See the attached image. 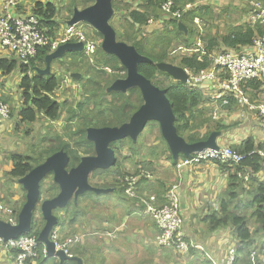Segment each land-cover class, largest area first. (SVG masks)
<instances>
[{
	"label": "trees",
	"instance_id": "16d2710c",
	"mask_svg": "<svg viewBox=\"0 0 264 264\" xmlns=\"http://www.w3.org/2000/svg\"><path fill=\"white\" fill-rule=\"evenodd\" d=\"M139 4L138 8L132 9L129 5L124 4L125 7L119 8H126L127 14L126 21L130 22L132 27L138 28L141 31V28L148 24L150 18L160 17L162 14L161 9V0H136ZM196 0H176V7L183 8L187 3H195ZM264 6V4H262ZM123 6V5H122ZM114 7H117L114 4ZM131 8V9H130ZM205 8L202 6H195L190 10H187L184 13L182 21L187 24L188 33L186 34L184 31L179 29L178 20H170L166 19L164 22H167L168 33L167 34H160L156 38L150 40L152 46L149 45L148 41H141L136 38V34L134 31H129L123 33L117 30L118 39L125 40V42H129L137 47L138 51L146 56H149L154 60L153 63L144 62L139 65V71L144 74L147 78L151 79L154 84L160 86L161 88L167 89V93L171 99L172 106L174 112L177 116L176 119V126L178 128V132L180 135L185 137L188 142H197L201 140H205L214 130H223L228 126L220 124V122L216 121L211 126V129L205 133H196L195 129L202 128L205 126L207 122L205 120H201L198 124H191V120L194 119L196 121L200 120L196 115L201 116L202 118V110H199L198 107L201 105L204 100L205 96L203 93L197 89L196 87H191L188 84H184L182 82L177 81L176 83H172L166 87L163 85L155 82V79L158 77L161 71L158 70L156 63L162 61H168V48L172 44L174 40L180 41L179 44H188L187 46L190 47L191 40L193 37L199 36V31L194 29V19L195 17H203V10ZM252 10V8H251ZM250 10V12H251ZM70 11L73 13V8H70ZM33 13L40 19L41 27L45 29L47 36L51 39L57 38L56 31L59 29V8L53 2H43L38 1L34 5ZM163 20L162 18H160ZM123 27V25H122ZM258 31V30H257ZM260 34H263L264 30L259 29ZM258 31V32H259ZM204 32V31H203ZM201 32V39L204 42L206 37ZM102 36L100 33H98ZM122 36V37H121ZM256 36V31L252 28H247L244 30V27H231L229 30L225 32V34H218V37L214 39V37L209 34L207 35L208 39V46H205L206 54H202L201 52L187 54L181 56L180 60H178V65H181L185 68L191 70H200L203 68H207L210 65L209 55L213 51H222L221 48L230 47V48H237L241 45H251L253 44V40ZM146 37V36H145ZM166 41V42H165ZM156 43L157 45H161L160 48H155ZM205 43V42H204ZM102 50V49H101ZM50 51L49 47H41L39 53L35 59L31 61L29 65L23 64L17 59H1L0 60V70H3L5 73H12L13 71L20 69L22 70L23 77L20 81L19 88L21 90V95L23 97L22 105L19 107L18 116L20 117L21 123H35L37 122L41 116L57 121L61 118L63 107L68 105L67 101L61 103L58 101L54 96L55 93L61 88V81L59 78L53 73L48 76L45 75H38L36 72L31 71L32 66H40L44 67L46 65L45 57ZM101 53L104 55L101 61H97L98 64H91L88 66L85 62V53L82 52H69V58L72 59V66L74 67L73 70L80 71L78 68H82L85 71L82 73L81 79L76 80H83L84 76L89 78L85 80L83 83V90L81 96L84 97V101L80 102L74 110V114L77 113L78 110L84 111L86 108H91L90 105H95L98 107L97 110H92L89 113H84L81 117L80 127L74 132L77 135V141L74 144H71L68 141H61L60 144L56 147H43L40 151V156H44L42 161L37 160L36 158H32L28 155L23 154H14L11 158L13 160V168L8 172V175L17 180L20 177L24 176L28 173L31 169L35 166L42 163L46 157L49 155L61 150L65 149L71 156V165H77L82 156L90 155L95 152L94 144L87 140V129L89 127H105V126H117L127 122L132 114L141 106L143 103L142 96L137 88H134L130 91L129 96L122 95L124 99H113L108 100L107 96L108 92L106 89L112 84L116 79L120 77V75L112 76L109 80L106 79L107 70L106 68H99V64L104 61H111L114 60L115 64L113 66H107L111 68L113 71H126V69L117 61L116 57L110 54H106L103 51ZM77 54L75 57L74 55ZM105 59V60H104ZM168 75V74H167ZM75 79V78H74ZM262 78L250 80L247 84L251 85L254 89H258L262 86ZM138 96L137 100L140 101V105L136 103L134 96ZM106 98V99H104ZM82 99V98H81ZM232 100L231 104L233 103ZM236 102V101H235ZM231 105H229L230 107ZM226 107V106H225ZM69 109V108H68ZM70 110V109H69ZM73 111V109H71ZM70 110V111H71ZM86 111V110H85ZM95 112V114H93ZM134 146V143L132 142ZM133 146H131L133 148ZM236 151L245 155V158L238 164L233 163H223V167L225 168H234V171L230 175V190H229V200H225L222 204V214L214 213L207 217V222L211 224L213 228L218 227H227L232 225L234 227V236L238 241V245L233 246L236 249V256L234 264H264V247L260 250V254L258 253L257 262L255 259V255L253 256L252 253L255 250H252L253 245H255V237L253 236L252 228L250 227V220L253 219L259 227L264 230V179H261L259 176L254 174H258L261 169L263 168L264 156L259 153H252L255 149H261L264 151V142L256 143L253 138H249L246 142L240 147L236 146L233 147ZM119 158L117 159L116 163L108 170H104L103 172H95V175L100 174L101 176H112L114 177L113 183L109 182L106 183L110 186L117 187L118 191L122 194V196L127 197V189L130 186L129 180H127L130 172H128L125 168V162H123L122 154L118 152L117 155ZM148 156L151 158H155L156 156L159 157L160 152L157 151L156 148L152 149ZM172 157V156H171ZM186 159L187 157L181 156L179 159ZM172 159H174L172 157ZM37 161V163H33ZM148 161H141L139 164L141 165L139 170H136L138 176L137 183H136V192L138 196L133 198L135 201H139L142 199L143 186L147 184L150 176V172H142L146 169H153ZM178 160H175L174 163H177ZM221 163V162H220ZM249 168L252 171L254 176H251L250 180L248 181L247 185L243 179L239 176L240 172H245ZM148 171V170H147ZM103 176V177H104ZM118 177L122 178L118 179ZM104 179V178H103ZM101 181L99 184H102ZM56 186V184H54ZM164 186V185H163ZM243 190V194L246 195L244 198V202L246 203L245 207L240 210H231L230 207L232 205L233 200L238 199L239 194L234 191L236 187H239ZM165 188V186H164ZM171 189L168 188L167 192ZM166 189H164L165 191ZM44 190H42L43 195ZM162 193V192H161ZM165 193V192H164ZM165 194V195H166ZM131 197V195H129ZM156 196V195H155ZM158 196L161 195L158 193ZM86 197V196H85ZM157 197V196H156ZM84 200V196H83ZM82 199L79 200L78 205L75 207V212L72 216V220L76 221L77 213L76 211H81V202ZM251 200V201H250ZM158 201V200H157ZM250 201V203H249ZM163 202V201H162ZM166 202V196H164V203ZM160 205V204H159ZM235 206V205H234ZM16 212H18L15 209ZM154 219V218H153ZM160 233V228L158 226L157 221L154 219ZM45 221L43 218L39 220V218L35 217L33 221V230L32 232L39 235L41 229L43 228ZM66 225L63 222L55 227L59 228V242L64 243L67 241L71 236H73V232L75 229H71L64 234L66 231ZM54 228V229H55ZM184 229V227H183ZM185 231V230H184ZM72 233V235H70ZM158 233V234H159ZM186 233V232H185ZM157 234V235H158ZM187 234V233H186ZM68 235V236H67ZM76 235V234H75ZM188 236V235H187ZM157 237V236H156ZM189 241H193L187 237ZM82 241L73 243L72 245L68 246V250L71 254L76 255V252L82 250L81 246ZM154 244H156L157 248H168L166 246L157 245L156 238L154 239ZM197 244V243H195ZM150 248V247H149ZM147 248V249H149ZM232 248V247H231ZM44 246L40 245L38 261L39 264H59V260L54 257H48L43 252ZM175 249V248H173ZM177 250V249H175ZM193 250H198L196 247L191 248L189 253ZM230 250V249H229ZM228 250V252H229ZM256 252V251H255ZM82 257V252H79ZM228 254V253H227ZM207 257V256H206ZM208 258V257H207ZM209 259H212L211 255ZM84 260V258H83ZM86 261V259H85ZM99 264H109L107 263L106 258L99 261ZM121 264H146L144 261H127L126 259L122 258L120 261ZM85 263V262H84ZM65 264H77L75 261H68ZM153 264V263H149Z\"/></svg>",
	"mask_w": 264,
	"mask_h": 264
},
{
	"label": "rangeland",
	"instance_id": "374dc122",
	"mask_svg": "<svg viewBox=\"0 0 264 264\" xmlns=\"http://www.w3.org/2000/svg\"><path fill=\"white\" fill-rule=\"evenodd\" d=\"M54 3H56V6L59 8V15H58V20H65L64 17V11L69 13L70 16V8H74L75 6L79 8H85L93 3L91 0H50ZM113 3L117 7L116 13L111 21L112 25L116 29V31H121L123 33L129 32V31H134L136 34V38L141 40V41H148L149 45L152 46L150 43V40L156 38L160 34H167L168 33V28H167V22H164V20L168 19L162 12L160 17H155L150 18L148 24L143 26L141 28V31L138 30V28H134L131 26L130 22L126 21V16L124 17V14L126 15V8H119L125 7L124 4L129 5L132 9L138 8L139 4L136 2V0H113ZM123 5V6H122ZM68 8V9H67ZM130 8V9H131ZM239 8L240 4H239ZM69 10V11H68ZM233 17L236 18L235 13L234 16H226L225 20L229 22H233ZM67 18V16H66ZM162 18L163 20H161ZM237 19V18H236ZM84 23V22H82ZM123 25V27H122ZM84 29L87 31L88 35L92 38L95 39L98 42V47L96 50V53L94 55H87L85 54V62L88 66L91 64H98L97 61H101L103 59V54L101 53V44L103 41V37L98 34L96 29H94L92 26H90L87 23L83 24ZM194 29H197V25L194 22ZM204 30V26H203ZM226 31L222 32V34H225ZM146 36V37H145ZM122 37V36H121ZM120 40H122L120 38ZM125 41V40H122ZM166 42V41H165ZM180 41L174 40L172 44L169 46L167 52H168V61L172 63H178V60L181 58V53H176L172 54V50L176 48V46L180 45ZM129 43V42H128ZM155 44V48H160L161 45ZM104 52V51H103ZM105 53V52H104ZM77 54L74 55V57ZM117 59V58H116ZM64 60V62H54L52 66V71L53 73L55 72L56 76L59 78L61 81V88L55 93V98L60 101L61 103H64V101H67L68 105L67 107H63V112L61 115V118L57 121H50L46 119L45 117L41 116L40 119L35 122L33 125H30L28 123H22L19 122L18 129L16 128V119H17V114H18V108L20 107V104L22 103V97H21V91L15 87L12 86L11 84L17 79V83H19L22 80L23 74L19 69L15 70L12 72L11 75L8 76H2L0 77H5L0 78V97L3 96V98H6L8 102L11 105V114L10 117L7 119L8 122H11L12 120V126H10L9 131H5L4 134L0 135V198L3 200L5 204L10 205L14 209H16L19 214L23 204L26 201V190L23 188V186L18 182V179L15 180L11 178L8 175V171L12 168L13 166V161L11 160L12 156L14 154H24L31 156L32 158H36L39 161H42L44 159V156H40V151L43 149V147H50V146H58L60 142L63 141H68L71 144H74V142L77 139V136L75 135V131L80 127L79 123L81 121V117L84 113H89L94 109L97 110L98 107L96 106L98 103L95 105H90L91 108H86L84 111L78 110L76 114L73 115L75 108L79 106L78 104L80 102L84 101V97L81 96L82 90H83V83L85 80H88L87 76L83 77V80H74L68 73L63 72L69 69L70 65L72 64V59H70L68 56L65 58L61 59ZM105 60V59H104ZM118 62L119 59H117ZM115 64V61L111 59V61L107 62L104 61L101 64H99V68H106L107 66H113ZM69 65V66H68ZM178 65V64H177ZM72 69L74 67L71 65ZM79 69L80 72H84L85 70L82 68H76ZM108 70V68H106ZM52 73V74H53ZM60 73V74H58ZM63 74V75H62ZM115 75H120L122 77L126 76V72L121 71H115V72H108L107 75L105 76L107 80H109L112 76ZM65 78L72 79V83H75L77 86L74 88L72 87H67ZM109 78V79H108ZM155 82L163 85L164 87L176 83L177 81L171 77L170 75H167L166 73H160L158 77L155 79ZM139 90V89H138ZM108 91V88L106 89V92ZM140 92V91H138ZM109 93V92H108ZM123 93V92H122ZM120 93H110L107 96L108 100H113L115 98H121V101L124 99L119 95ZM141 94V93H140ZM264 96V95H263ZM138 96L134 97V100L136 101L137 104L140 105V101L137 100ZM82 98V99H81ZM263 99V97L261 96ZM106 99V98H104ZM73 109V111L69 109ZM225 108H222V111ZM211 110H213V106L210 103L206 104V107L203 110V116L196 115L200 120L196 121L194 119L191 120V124H198L201 120H205L207 123L204 124L202 128H197L195 129L196 133H206L211 129V124L210 122L219 121L215 120L211 116ZM95 114V112L93 113ZM254 114L248 113L247 111H244L243 117L239 119V121L236 122L237 125L239 124H244L245 120H248L250 116H253ZM5 122V121H4ZM3 122V123H4ZM1 123L0 126L3 124ZM154 144H160V148L154 146ZM132 141L130 139H127L123 142L122 145L119 146V151L122 153V161L125 162V168L128 172H130V175L134 176H128L127 178H137L136 176L137 172L136 170H139L140 165L139 162L141 161H146L148 160V152L154 148L159 151L160 149H165L167 148V143L164 140L162 133H161V128L160 124L158 122H150L147 126L146 131L139 137L138 142L131 147ZM229 146V145H227ZM169 147V146H168ZM146 155V156H145ZM153 159V158H150ZM166 161V156H161L159 159H156L154 166L157 164H160L161 160ZM208 162V161H205ZM33 163H37V161L33 160ZM148 163V162H147ZM150 163V162H149ZM152 164V163H150ZM148 170V171H147ZM142 172H153V175L156 177L160 174L159 170H156L154 167L153 169H146L143 170ZM150 174V173H149ZM114 177L108 176L105 178V181L113 183ZM119 179V177H118ZM171 179H168L166 182H169ZM53 176H48L45 181L42 183V190H44V193L42 195L43 200L44 199H49L51 196L56 195L58 193V188L55 186L53 183ZM176 181H170V185L174 184ZM169 185V186H170ZM175 185V184H174ZM172 185L171 188L174 186ZM105 186H110L106 184ZM178 187V185H177ZM169 187H166L165 189L168 190ZM179 188V187H178ZM60 191V189H59ZM114 192H108L107 195H96L93 194V197H89L90 194H87V198L84 197V203L81 202V206H85L88 208V213L86 217H81L79 216L78 222L81 226V233L87 235L86 238L83 239L82 243H84L88 238L89 242L91 243L92 238L97 241V245L100 247H105L103 251L98 252V256L96 259H99V261L103 258V256H106L109 264H121V259L124 258L127 261H144L146 264L153 263V264H164L163 263V258L165 256H169L174 260V257H183L185 256L186 253H183L181 250H175L173 248H170L171 250L169 252L165 251H159L157 249H153L149 245L151 243H146L145 242V237L142 235H134V236H129V237H123L121 240H118V238H115V236H108L106 234L108 231L111 230H116V226L113 224L112 226L110 225H102L100 224V217H105L104 211L106 209L112 211L114 203L111 201L107 200L108 198L112 197L113 195L115 196L116 194H113ZM151 193H142V199L139 200L140 204L142 207H144V211L146 209V205L143 202L145 198L148 196H151ZM138 196V194H137ZM133 198L136 197H130L127 194L126 201L133 200ZM246 198V195H245ZM134 201V200H133ZM242 202L239 203L240 206H236L235 210L240 211L244 208V206L241 205ZM130 204V203H129ZM132 206V205H131ZM136 207L134 209L135 212L140 213V210L143 211L142 207ZM75 212V207L74 205L71 206L66 212L59 210L57 211L58 218L60 222H63L66 224L68 216H73ZM81 212V211H80ZM124 215L128 213V210L125 209ZM117 214L122 215V212L119 211ZM18 216V215H17ZM89 216H92V221L89 220ZM36 217L39 218V220L42 218V214L40 211V205L38 206L36 210ZM83 218V219H82ZM83 220V223H82ZM84 222L87 223V225L84 224ZM250 227L252 228L253 231V236L255 237V249L253 248L252 250H255V259L257 262L258 258V253L260 254V250L264 247V230H262L257 223L254 222L253 219L250 220ZM70 229V224L66 225V233H68ZM94 230H97V234H92ZM72 235V233L70 234ZM68 236V235H67ZM94 236V237H90ZM115 238V239H113ZM109 242V247H106V245ZM73 246V245H72ZM154 246V245H153ZM150 247V248H149ZM149 248V249H147ZM228 251V250H227ZM4 253L5 251L2 249V246L0 245V253ZM158 252H160V255L158 256ZM176 252L177 255H174ZM10 255H13L12 253L6 252ZM120 253L118 256H115L114 254ZM168 253V254H167ZM36 257L34 260L30 261V264H39L40 261H38ZM259 259V258H258ZM260 260V259H259ZM177 264H185L181 261H176Z\"/></svg>",
	"mask_w": 264,
	"mask_h": 264
},
{
	"label": "crops",
	"instance_id": "0c3cea01",
	"mask_svg": "<svg viewBox=\"0 0 264 264\" xmlns=\"http://www.w3.org/2000/svg\"><path fill=\"white\" fill-rule=\"evenodd\" d=\"M38 1L52 2L50 0H20V5L18 9H16L17 14L27 15V14L33 13L34 5ZM260 1L262 2V4H264V0H260ZM239 4L241 8H239ZM3 6H4V0H0V8H2ZM195 6H202L205 8L203 10L204 16L203 17L197 16L195 17V19L200 18L201 22L203 23L204 32L203 31L202 32H203V35L205 34L204 36L206 37V40L204 41L205 42L204 44L206 47L208 46L207 35L211 34L215 39L216 37H218L219 33L222 34V32L229 30L231 27H236V26L244 27V30H246L247 28H252L253 30L256 31V36L262 35L260 34L259 29L264 30V27L261 25L253 26L251 23H249V14L251 10V5L248 0L246 1L196 0ZM69 12H70V16L68 12L64 11L65 20H61L59 22V29L56 31L57 38H60L63 35L67 27L66 20H68L72 15V12L71 11ZM234 13L237 19L233 17V22L228 23L225 20L226 16L228 15L232 17L234 16ZM195 41H196V37H193V39L190 42L191 44L189 45L193 46ZM180 45L187 46L188 44L183 43ZM248 46L250 45H241L237 48L224 47V48H221V50L236 49L238 51L239 50L244 51L247 49ZM213 52H216V51H213ZM1 59H14V58H11L8 52L0 46V60ZM56 62L58 63L64 62V60H57ZM20 71L22 73V70ZM63 72H66L72 78H75L74 79L75 81L76 79L82 78V77L76 78L72 75V73L74 72L81 73L82 75V72L73 70L71 65L68 70L63 71ZM11 74L12 73L7 74L3 70H0V75L2 76H8ZM54 74L56 73L54 72ZM0 78L5 79V77H0ZM15 78H14V82L11 85L17 87L20 90L19 88L20 82L17 83L16 82L17 79L15 80ZM262 80H263L262 81L263 84L258 89H254L253 87H251V85H248V86L246 85L247 91L249 92V95H250V100L256 104H264V96H263L264 95V76L262 77ZM65 81H73V80L65 78ZM74 84L75 83L70 82L69 85L67 84V87L74 88L75 86H71ZM205 85L206 84H204V86ZM202 87L203 86H200V85L196 86V88L199 89L203 93V96H205L204 102L198 107L199 110H202V115H203V110L206 107V104L208 103L210 96L208 97L205 94ZM261 96L263 97V99L261 98ZM0 98H3V96ZM3 99L7 100L6 98H3ZM22 102H23V97H22ZM21 105L22 103L20 104V106ZM223 108L225 109L221 111L219 118L216 119V120L221 119L218 122H220V124L228 126L227 128L221 130L223 131V135L219 137V143L221 145H229L231 147H236V146L241 147L246 142V140H248L249 138H253L257 144L260 142H264V116L259 115V112L257 111L249 110L248 108L247 109L241 108L238 105V103L235 101H233L230 107L224 106ZM244 111H247L248 113H251V114L253 113L254 115L250 116L248 120H245L244 124L237 125L236 122L239 121L241 117H243ZM50 121L54 122L53 120H50ZM19 122H20V117L17 114V119H16L17 129L22 124L21 123L19 125ZM28 124L33 125L34 123H28ZM210 124L212 126L214 122H210ZM10 126H12V120L11 122H8V120L6 119L5 122L0 126V135L4 134L5 131H9L11 128ZM202 134L204 135L205 133H202ZM154 146L160 148L161 145L154 144ZM159 152L161 156L162 155L166 156V161H162L160 159L161 160L160 164H157L156 166H154L156 159H159L161 156L159 157L156 156L154 159H150L151 158L150 156L148 157V160H147L148 163L149 162L152 163L151 164L152 167L153 168L155 167L156 170H159L160 174L156 177L155 175H153V172H150V176H149L150 181H148L147 184L143 185V186H146V187H143V192L156 195L157 200H158L157 203L160 205H163L165 204L164 196L167 191V190L164 191V189L166 187L170 188L174 184L178 185L180 206H181L183 219H184V224H183L184 230L191 240L203 246L212 257V259H209L206 257V255L202 251L193 250L191 253H186L185 256L183 257H177V258L174 257V260H172V258L169 256H165V258H163V263L164 264H177L176 261H181L182 259V262L185 264H223L226 259L227 253H228L227 250H229L231 247L235 245H238V241L233 234L234 227L232 225H229L226 228L225 227L213 228L211 224L207 222L206 220L208 216L214 213H218V214L221 213L223 202L225 200L227 201V199L229 198L228 193L230 190V183H231V180L229 177L231 173L234 171V168H225L222 165L223 163H220L217 161L216 162L215 161L203 162L200 164H195L190 167H178L177 163H174L175 160L172 159L173 156L168 147L165 149H160ZM239 175H240L239 177L244 180L246 185L248 181L250 180L251 176L256 175V176H259L261 179H264V162H263V168L258 174L253 175L252 171L249 168H247L245 172L243 173L240 172ZM168 179H171L170 181L175 180L176 182L170 185L171 184L169 183L170 181L166 182ZM102 184H104V180ZM163 185L165 186V188ZM234 191L235 192L239 191L237 192L239 194V197L238 199L233 200L230 209L235 210V207L237 205L240 206L239 205L240 202H242L241 205L245 207L247 202L245 203L243 201L245 198V195L243 194L244 193L243 190H241L239 186V187H236ZM112 192H114L113 194H116V195L115 196L113 195L107 200L114 203L113 205L114 210L110 211L106 209V211H104L105 217H100V224L102 225L108 224L110 226L114 224L116 226L115 238H118V240H121L125 236L129 237V236H134L135 234L138 236L142 235L143 237H145L146 243L148 242L151 243L149 246L152 247L153 249L169 252L171 250L170 248L161 249V248H157L156 244H154V239L159 233V229L153 217L150 214L145 213L144 207L138 204L140 202L135 201V200L134 201L130 200L129 202L126 201L125 200L126 197L125 196L123 197L122 194L118 191V189ZM158 193L161 195V197L158 196ZM105 194L107 195V193ZM89 197H93V194L91 193ZM84 200L82 203H84ZM140 206L143 208V211L140 210V213L135 212L134 209ZM81 207H82L81 212L79 211L80 209L76 211L77 216H78L76 217V221L72 220L71 216H68L69 218H67L66 220V224H70L69 230H71L72 228L76 230L75 232H73V234H78L82 232L80 231L81 225L79 224L81 223V220L80 222H78V219H79V216L81 215H82L81 217H86L88 213L87 207H85L84 205ZM125 209L128 210V213L126 215H124ZM119 211L122 212V215L117 214ZM221 214L223 216V213ZM89 220L90 221L93 220L92 216H89ZM82 223H83V220H82ZM84 224L87 225L86 222H84ZM97 232H98L97 230H94L92 234H97ZM90 237H94V236H90ZM81 246H82V250L81 251L78 250L76 252V255L81 256L78 253L82 252L83 256L81 258H84L85 264H99L100 263L99 259H96L98 256V252L103 251L104 249L109 251L105 247H102V246L99 247L97 245V241H95L94 238H92L91 243L89 242V238H88L84 243H81ZM106 247H109V242L106 245ZM158 253H159L158 254L159 256L160 252ZM119 254L120 253H116L114 255L118 256ZM174 255H177L176 252ZM105 258L107 260V263H109L110 261L108 260L109 257L107 259L106 256H103L101 260ZM0 264H13L11 255L6 252L4 253L1 252L0 253Z\"/></svg>",
	"mask_w": 264,
	"mask_h": 264
},
{
	"label": "water",
	"instance_id": "95a60500",
	"mask_svg": "<svg viewBox=\"0 0 264 264\" xmlns=\"http://www.w3.org/2000/svg\"><path fill=\"white\" fill-rule=\"evenodd\" d=\"M91 1L93 3L85 8L77 6L73 8L71 17L66 20L67 27L84 22L96 29L103 37L102 50L118 58L126 69V76L116 79L108 87L107 92L125 93L137 88L143 103L131 118L121 125L89 127L86 137L94 144L95 153L82 156L77 165L72 166L70 154L65 149H61L20 177L18 181L26 190V201L18 214V221L11 223L0 217V238L4 241L17 239L32 232L36 210L40 205L45 224L38 236L45 246L47 256L58 258L59 264L68 261L85 263L80 256L69 254L64 248H58L56 242L51 239L53 229L60 224L55 211L68 206L71 200L78 204L80 197L89 192L99 195L114 191L115 188H102L92 184L91 176L95 171L108 170L116 163L119 143L131 139L136 144L148 124L158 122L174 160H178L181 156L191 157L194 153L207 148L219 149L222 146L219 143V137L223 135L221 130H214L207 139L193 143L179 134L176 126L177 116L167 89L154 84L139 71L141 63H153L154 60L140 53L135 45L118 39L117 31L111 23L116 13L113 0ZM178 26L186 34L188 33V27L183 21H179ZM83 49L84 41L63 43L46 55L44 67L32 66L31 71L48 76L53 73L52 66L55 61L68 56L69 52H82ZM156 65L159 71L170 75L176 81L188 83L189 74L185 67L169 61L157 62ZM72 75L76 78L82 77L78 72ZM48 176H53V182L58 185L60 191L55 197L42 201V183Z\"/></svg>",
	"mask_w": 264,
	"mask_h": 264
},
{
	"label": "built area",
	"instance_id": "2783aa9c",
	"mask_svg": "<svg viewBox=\"0 0 264 264\" xmlns=\"http://www.w3.org/2000/svg\"><path fill=\"white\" fill-rule=\"evenodd\" d=\"M248 1L252 8L249 14V23L253 26L264 27L262 2L260 0ZM19 5L20 0H4V6L0 8V46L8 52L11 58L29 65L37 57L41 47H49V52H53L61 44L69 41H84L83 52L87 55L96 53L98 42L88 35L83 27L84 23L66 27L63 35L53 40L47 36L45 29L40 25V19L34 13L17 14L16 9ZM194 6L195 3H187L183 8H180L176 7V0H161L162 12L170 20L182 21L184 13ZM194 22L200 33L193 46L178 45L172 50V54L181 53V56L195 52L206 54L205 44L200 37L203 23L200 18H196ZM209 59L210 65L207 68L200 70L186 68V70L189 74L187 84L191 87L203 86L205 94L210 96L208 103L213 106V110L210 112L212 118L218 119L222 108L231 105L232 100H235L241 108L257 111L259 115L264 116V104L253 103L246 87L250 80L264 76V34L256 36L253 44L244 51L236 49L216 51L209 55ZM70 82L66 81V85H69ZM204 84L206 85L204 86ZM10 114V103L0 98V124L8 119ZM252 153L264 156V151L258 148ZM244 158L245 155L233 147L222 145L219 149L207 148L194 153L191 157L182 158L178 167H190L205 161L238 164ZM127 180L130 183L127 193L136 197L137 178H127ZM165 196L166 202L163 205L157 203L155 195L148 196L143 200L146 205L145 213L150 214L157 221L161 230L156 237L157 245L175 248L183 253H189L191 248L196 247L209 258L210 254L203 246L187 239L188 236L183 229L184 219L177 185H174ZM17 215L15 209L5 204L0 198V217L11 223H17ZM59 234V229L55 228L51 233V239L56 242L58 248H64L69 254L71 253L68 246L82 241L85 237V234H76L64 243H60ZM106 234L111 237L116 236L115 231H108ZM0 245L5 252L13 254L11 255L13 264H30L31 260L38 257L40 245L43 243L36 233L31 232L9 241L0 238ZM43 252L47 256L45 246ZM252 255L254 256L255 252ZM235 256L236 249L232 247L223 264H234Z\"/></svg>",
	"mask_w": 264,
	"mask_h": 264
},
{
	"label": "flooded vegetation",
	"instance_id": "af4514ba",
	"mask_svg": "<svg viewBox=\"0 0 264 264\" xmlns=\"http://www.w3.org/2000/svg\"><path fill=\"white\" fill-rule=\"evenodd\" d=\"M106 68H108V72L110 71V72H115V71H113L111 68H109V67H106ZM124 72H126V71H124ZM122 76H120L119 78H121ZM111 85V84H110ZM132 89H134V88H132ZM132 89H130L128 92H125V93H120L119 95L120 96H122V95H124V96H129L130 95V91L132 90ZM136 96V95H135ZM134 96V97H135ZM134 97L132 98V99H134ZM117 99H119V98H117ZM121 99V98H120ZM142 105V104H141ZM77 136V135H76ZM78 137V136H77ZM131 140V139H130ZM77 141V140H76ZM76 141L74 142V143H76ZM132 141V140H131ZM116 144V143H115ZM120 145H122L123 144V142H121V143H119ZM119 145V146H120ZM168 147V146H167ZM169 148V147H168ZM118 152L120 153V155L122 154L120 151H119V148H118ZM171 152V151H170ZM95 153V152H94ZM93 153V154H94ZM91 155V154H90ZM117 155H118V153H117ZM116 155V156H117ZM119 158V157H118ZM179 162H180V159H178V162H177V165L179 164ZM97 171H99V170H97ZM97 171H95V172H97ZM95 172L92 174V176H91V183L92 184H94V185H97V186H99V187H102V188H115L114 190H117V187H113V186H105L106 185V183H109V182H107L106 181V183H105V178L107 177L106 175L103 177V176H98V175H95ZM100 172H103V171H100ZM104 178V179H103ZM119 179H121L122 180V178H120L119 177ZM104 180V184H99L100 183V181H103ZM52 183L53 184H55L53 181H52ZM56 186H57V188H58V185L56 184ZM58 193H59V188H58ZM58 193H56V195L58 194ZM92 192H89V194H91ZM137 193V192H136ZM93 194H96V193H94L93 192ZM128 194V193H127ZM56 195H52L51 196V198H53V197H55ZM96 195H98V194H96ZM99 195H106L105 193H101V194H99ZM129 195V194H128ZM83 196L85 197V196H87V195H82L81 197H80V199H83ZM94 196V195H93ZM131 197H133V196H131ZM137 197V196H136ZM79 199V200H80ZM45 200V199H44ZM42 201H43V197H42ZM79 202V201H78ZM74 205V207H76V205H78V204H75L74 203V200H71V202L69 203V205L68 206H66L65 208H60V209H56V211H55V214L57 215V211H59V210H62V211H67L71 206H73ZM58 216V215H57ZM59 223H60V220H59ZM59 229V228H58ZM54 230V229H53ZM60 230V229H59ZM111 231H115V230H111ZM78 234H83V233H78ZM75 235V234H74ZM87 237V235H85V237L84 238H86ZM83 241V240H82Z\"/></svg>",
	"mask_w": 264,
	"mask_h": 264
}]
</instances>
